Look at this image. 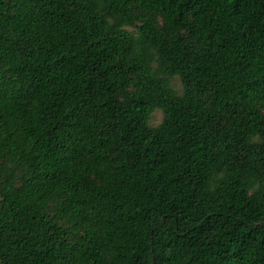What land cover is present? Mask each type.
I'll use <instances>...</instances> for the list:
<instances>
[{
  "label": "trees",
  "instance_id": "16d2710c",
  "mask_svg": "<svg viewBox=\"0 0 264 264\" xmlns=\"http://www.w3.org/2000/svg\"><path fill=\"white\" fill-rule=\"evenodd\" d=\"M0 264H264V0H0Z\"/></svg>",
  "mask_w": 264,
  "mask_h": 264
},
{
  "label": "rangeland",
  "instance_id": "374dc122",
  "mask_svg": "<svg viewBox=\"0 0 264 264\" xmlns=\"http://www.w3.org/2000/svg\"><path fill=\"white\" fill-rule=\"evenodd\" d=\"M173 85L177 90H181L182 84H181L179 77L173 78ZM162 116H163L162 111L160 109L156 110L152 114L151 123L158 124L162 120Z\"/></svg>",
  "mask_w": 264,
  "mask_h": 264
}]
</instances>
